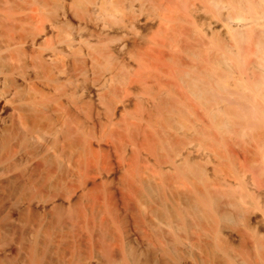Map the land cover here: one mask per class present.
Masks as SVG:
<instances>
[{
	"label": "bare ground",
	"instance_id": "1",
	"mask_svg": "<svg viewBox=\"0 0 264 264\" xmlns=\"http://www.w3.org/2000/svg\"><path fill=\"white\" fill-rule=\"evenodd\" d=\"M0 264H264V0H0Z\"/></svg>",
	"mask_w": 264,
	"mask_h": 264
},
{
	"label": "rangeland",
	"instance_id": "2",
	"mask_svg": "<svg viewBox=\"0 0 264 264\" xmlns=\"http://www.w3.org/2000/svg\"><path fill=\"white\" fill-rule=\"evenodd\" d=\"M123 26H121V25H116V26H114L113 27V29H112V35H113V37H115V38H119V39H121V41H129L130 40V38H132L133 36H134V34L133 33H131V31L128 29V28H124ZM140 33H141V36L142 35H145V34H147L148 33V31H144L142 28H141V30H140ZM129 35V36H128ZM123 38V39H122ZM117 43H119V42H114L113 44L114 45H116Z\"/></svg>",
	"mask_w": 264,
	"mask_h": 264
}]
</instances>
